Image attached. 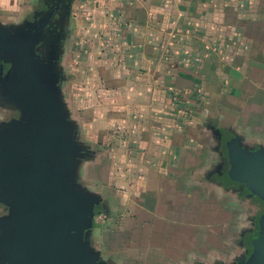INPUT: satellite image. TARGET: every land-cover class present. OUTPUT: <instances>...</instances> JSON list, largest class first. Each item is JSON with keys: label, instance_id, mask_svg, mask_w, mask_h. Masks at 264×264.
<instances>
[{"label": "crops", "instance_id": "crops-1", "mask_svg": "<svg viewBox=\"0 0 264 264\" xmlns=\"http://www.w3.org/2000/svg\"><path fill=\"white\" fill-rule=\"evenodd\" d=\"M52 10L37 48L87 146L72 174L98 202L89 249L103 264L248 258L260 218L243 201L259 217L264 202L221 169L234 137L264 149V0H0V27ZM192 112L212 121L176 117Z\"/></svg>", "mask_w": 264, "mask_h": 264}, {"label": "water", "instance_id": "water-1", "mask_svg": "<svg viewBox=\"0 0 264 264\" xmlns=\"http://www.w3.org/2000/svg\"><path fill=\"white\" fill-rule=\"evenodd\" d=\"M53 12L29 23L32 34L10 41L12 96L26 118L0 123V202L9 207L0 220V264H103L86 242L98 202L72 174L76 159L87 155L66 119L56 56L37 48ZM18 30L0 27L11 35ZM225 151L228 181L264 202V149H247L234 137ZM251 246L237 264H264V214Z\"/></svg>", "mask_w": 264, "mask_h": 264}, {"label": "flooded vegetation", "instance_id": "flooded-vegetation-1", "mask_svg": "<svg viewBox=\"0 0 264 264\" xmlns=\"http://www.w3.org/2000/svg\"><path fill=\"white\" fill-rule=\"evenodd\" d=\"M45 17H47V15ZM45 17L40 18V21L43 22L44 19L46 20ZM31 30H32L31 27L24 26L20 28L13 35L8 34L5 31H0V99L7 101L10 104L11 109H14V111L12 112V116L9 118L7 122H9L12 119H21V118L25 119L26 118L24 111L22 110V106H20V104H18L12 96V90L14 88L13 81L15 80L16 76L12 71V62L9 61L10 58L8 57V54L10 52L9 47L11 46L10 41L12 40V38L15 39L16 37H18L17 40H19V38L27 37L28 35L32 34ZM43 30L44 28H42L39 31V34H40L39 38H41L42 34H44ZM21 112L23 113V115L20 114ZM225 173L223 172V175L226 178ZM263 209H264V206H263ZM257 233L258 231L255 230L252 237L255 238ZM250 253L251 251H249V254Z\"/></svg>", "mask_w": 264, "mask_h": 264}, {"label": "rangeland", "instance_id": "rangeland-1", "mask_svg": "<svg viewBox=\"0 0 264 264\" xmlns=\"http://www.w3.org/2000/svg\"><path fill=\"white\" fill-rule=\"evenodd\" d=\"M3 106H4V104H0V119L2 122H4V121L7 122L9 120V118L12 116V112L14 111V109H2ZM17 109H19V108H17ZM20 114L23 115L22 112ZM181 116L182 117L188 116L190 118H194L196 120H202V121H212L211 119H209L205 116L202 117V116H199L198 113H193V112L192 113H186V114H182V113L176 114V117H181ZM82 147H84V149L86 151L87 146L84 145ZM89 149H91V148L89 147ZM84 154H88V153H84ZM89 154H91V153H89ZM223 158H224L223 159L224 162H223V168L221 169V171L225 173L228 169V161H227L225 153L223 154ZM243 202H245L244 205H245L246 209L250 207L249 211L247 212L246 218L251 219V218L255 217L256 220H257V218L259 219L260 217L258 216V214H259L258 212L261 210V208L257 207V205H254V204L252 205V203L246 202L245 200Z\"/></svg>", "mask_w": 264, "mask_h": 264}, {"label": "trees", "instance_id": "trees-1", "mask_svg": "<svg viewBox=\"0 0 264 264\" xmlns=\"http://www.w3.org/2000/svg\"><path fill=\"white\" fill-rule=\"evenodd\" d=\"M97 210H98V209H96V213L98 212Z\"/></svg>", "mask_w": 264, "mask_h": 264}]
</instances>
